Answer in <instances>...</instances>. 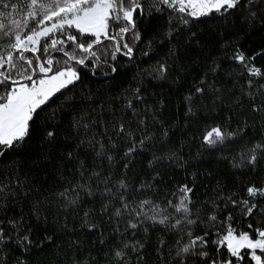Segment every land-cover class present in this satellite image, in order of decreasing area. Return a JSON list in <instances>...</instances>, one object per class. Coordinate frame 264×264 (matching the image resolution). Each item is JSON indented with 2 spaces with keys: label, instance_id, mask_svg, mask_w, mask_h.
Listing matches in <instances>:
<instances>
[{
  "label": "snow or ice",
  "instance_id": "1",
  "mask_svg": "<svg viewBox=\"0 0 264 264\" xmlns=\"http://www.w3.org/2000/svg\"><path fill=\"white\" fill-rule=\"evenodd\" d=\"M255 32L264 0H0V264H264Z\"/></svg>",
  "mask_w": 264,
  "mask_h": 264
},
{
  "label": "trees",
  "instance_id": "2",
  "mask_svg": "<svg viewBox=\"0 0 264 264\" xmlns=\"http://www.w3.org/2000/svg\"><path fill=\"white\" fill-rule=\"evenodd\" d=\"M165 24L164 20L159 21V26L163 27ZM249 50L251 49H258L260 46L264 45V32H255L253 33L249 38H247L246 40L242 41ZM166 51V49H164L162 46L157 48V53L156 56H160L163 55V53ZM147 59V58H145ZM157 91H164L165 93H167L168 89L165 87L164 89H158ZM173 102V107L171 109L172 112H175L177 114V116L182 118V112L177 111L175 104L176 102V98L173 95L170 98ZM49 171H51V169H49ZM90 238H94V237H90Z\"/></svg>",
  "mask_w": 264,
  "mask_h": 264
}]
</instances>
